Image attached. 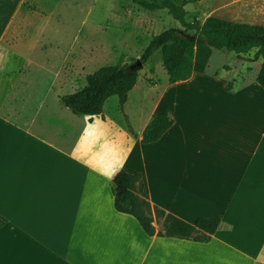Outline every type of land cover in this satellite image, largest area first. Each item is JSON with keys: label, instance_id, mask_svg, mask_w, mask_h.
Segmentation results:
<instances>
[{"label": "crops", "instance_id": "1", "mask_svg": "<svg viewBox=\"0 0 264 264\" xmlns=\"http://www.w3.org/2000/svg\"><path fill=\"white\" fill-rule=\"evenodd\" d=\"M259 3L248 24L264 25ZM10 55L0 45V264H264V94L242 87L244 77L229 88L207 65L156 84L136 128L126 110L135 84L122 109L109 97L75 126L62 94L34 98L30 64L20 77ZM162 111L173 124L143 143ZM121 170L140 173L152 207L189 223L218 216V228L205 242L157 235L162 223L148 234L114 207ZM206 245L216 249L198 253Z\"/></svg>", "mask_w": 264, "mask_h": 264}, {"label": "rangeland", "instance_id": "2", "mask_svg": "<svg viewBox=\"0 0 264 264\" xmlns=\"http://www.w3.org/2000/svg\"><path fill=\"white\" fill-rule=\"evenodd\" d=\"M236 1L175 0L187 10L188 21L194 18L203 21L216 15L240 23L251 21L252 6L264 3V0ZM173 27L180 24L165 9L148 10L132 0H19L2 33L0 45L11 50L10 65L19 66L20 77L25 71L22 67L30 64L32 73L28 78L34 98L47 95L55 99L56 94L83 87L86 76L101 66L138 60L154 35ZM254 52L255 49H251L237 55L213 49L208 72L217 70L218 77L225 80L229 88L230 84L240 83L238 77H244L248 83L242 87L260 97L264 91L255 79L260 60L250 61ZM63 76L68 77L69 82L65 83ZM167 80L161 52L156 50L138 69L137 83L130 92L126 110L134 128L153 109L159 92L155 85ZM49 87L51 92L47 91ZM116 100V96H111L106 106L115 104ZM67 111L68 115L73 114ZM75 116L73 124L80 126L83 119ZM152 219L154 227L160 226L161 220L153 213ZM210 246L198 253L216 249Z\"/></svg>", "mask_w": 264, "mask_h": 264}, {"label": "trees", "instance_id": "3", "mask_svg": "<svg viewBox=\"0 0 264 264\" xmlns=\"http://www.w3.org/2000/svg\"><path fill=\"white\" fill-rule=\"evenodd\" d=\"M132 1L148 10L166 9L180 27L168 28L154 35L138 60L101 66L86 76L83 87L61 95V103L73 114L90 117L100 115L103 104L111 96L118 98L119 108L122 109L128 92L137 82L138 69L156 50L161 52L162 65L169 82H174L188 79L194 72H204L213 49L232 51L237 55L255 49L250 61L260 60L255 79L264 90L263 25L239 23L217 16H208L203 21L197 18L188 21L187 10L175 0ZM18 2L19 0H0V36ZM172 124L173 119L165 111L153 115L142 132L141 141L150 143L158 140ZM111 189L115 209L135 217L150 235L156 232L152 224V213L156 219L161 220L162 230L157 232L160 236L205 242L220 224L218 216L200 217L189 223L156 206L152 207L143 191L139 172L121 170L112 178Z\"/></svg>", "mask_w": 264, "mask_h": 264}, {"label": "clouds", "instance_id": "4", "mask_svg": "<svg viewBox=\"0 0 264 264\" xmlns=\"http://www.w3.org/2000/svg\"><path fill=\"white\" fill-rule=\"evenodd\" d=\"M112 171H114V169L108 171L106 174L109 175V176H111L112 175Z\"/></svg>", "mask_w": 264, "mask_h": 264}]
</instances>
